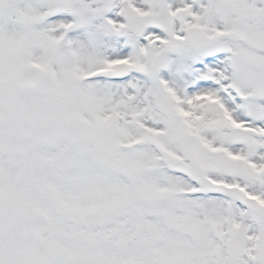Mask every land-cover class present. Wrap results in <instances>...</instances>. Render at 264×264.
I'll list each match as a JSON object with an SVG mask.
<instances>
[{
	"label": "snow or ice",
	"instance_id": "snow-or-ice-1",
	"mask_svg": "<svg viewBox=\"0 0 264 264\" xmlns=\"http://www.w3.org/2000/svg\"><path fill=\"white\" fill-rule=\"evenodd\" d=\"M0 264H264V0H0Z\"/></svg>",
	"mask_w": 264,
	"mask_h": 264
}]
</instances>
